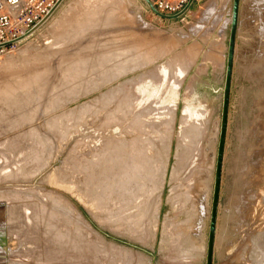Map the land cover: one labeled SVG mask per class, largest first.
Instances as JSON below:
<instances>
[{"label": "rangeland", "instance_id": "obj_1", "mask_svg": "<svg viewBox=\"0 0 264 264\" xmlns=\"http://www.w3.org/2000/svg\"><path fill=\"white\" fill-rule=\"evenodd\" d=\"M80 1L65 0L0 53L4 258L205 264L224 86L194 68L213 45L206 0L184 20L162 19L143 0H126L127 22L92 7L95 23L58 34ZM167 42V54L123 73L99 63ZM213 264H264V0L241 1Z\"/></svg>", "mask_w": 264, "mask_h": 264}, {"label": "water", "instance_id": "obj_2", "mask_svg": "<svg viewBox=\"0 0 264 264\" xmlns=\"http://www.w3.org/2000/svg\"><path fill=\"white\" fill-rule=\"evenodd\" d=\"M65 0H58L48 14L41 19L34 27H32L28 32L20 37L5 42L0 45L1 47H8L13 44L24 41L29 38L37 31H39L55 14L59 7L63 4ZM147 7L158 17L166 20H177L184 17L191 9L196 0H189L185 7L174 15H166L159 12L153 3L150 0H143ZM242 0H233L232 1V10H231V19H230V33L228 41V50H227V59H226V69H225V80L224 86L222 88V109H221V118H220V130L218 138V146L216 152L215 160V172H214V183H213V194L212 202L210 207L209 215V231L207 238V247H206V259L205 264H213L214 262V252L216 245V234H217V223L218 215L220 208V195H221V185H222V175L224 167V157L226 149V141L228 134V125H229V110H230V97H231V88L234 72V63L236 57V42L239 29V17H240V6Z\"/></svg>", "mask_w": 264, "mask_h": 264}, {"label": "bare ground", "instance_id": "obj_3", "mask_svg": "<svg viewBox=\"0 0 264 264\" xmlns=\"http://www.w3.org/2000/svg\"><path fill=\"white\" fill-rule=\"evenodd\" d=\"M125 6H126V0H81L77 4V7H75V10H74V11H76L75 15H74V13L69 12V13H67L64 16L62 21H60L61 23L59 24L58 28L56 29L57 33L60 34V31H67L69 28H72V27H77V26H81V25L83 26V25H85V23H89V22L95 23V21L97 19L95 20L93 18L91 19V17L90 18L87 17V11L89 10V8H92V7L98 13H100L101 10L105 9L106 7H108V9L106 10V20L109 23L111 21H113V20H116L117 23L120 22V21L121 22H127V21H122L123 20V17H122L123 14L122 13L126 9ZM92 13H94V12H92ZM168 43L169 42H167L165 45H163L161 47H158V48L148 47L147 49H144V48H139L137 46L134 49L132 48L133 50L131 48H127V49L125 48L124 50L117 51L114 54H109L107 56L105 55L104 57L101 56L100 59L98 58L99 59V63L108 64V63H111L114 60L116 62L115 64H113L112 66H105V67H107V71L106 72H109L110 74H115V75L119 74V73H123L126 70H128V68H130V66H133V65L136 66V65H140V64H148V63H151V62L155 61L159 56L164 55L169 50L170 47H169ZM194 50H196V52H197L198 49H197L196 46L194 47ZM5 64L6 63H4V65ZM7 64L11 65V63H7ZM83 67H85V66H83ZM102 74H103V77L107 76V74H104L103 72H102ZM43 78H44V76L39 77V79L36 81V83L37 84H41V86H42L43 85V83H42V79ZM28 93H29L28 89L20 90V92H18V93H16L15 91L9 92V94L11 95V99H16V100L18 98L17 95H25V94L27 95ZM18 99H20V98H18ZM29 100H27V101H29ZM219 130H220V128H219ZM169 150H170V141L168 142L167 153H169ZM139 167H141V166H139ZM141 168H139V169H141ZM137 169H138V167H137ZM131 173H132V171H131ZM139 174H138V176H139ZM136 178H137V176H136ZM128 181H129V178H128ZM131 183H132V181H131ZM128 186H129V188L131 187L130 185H128ZM140 187H142V186H140ZM131 191H132V189H131ZM209 215H210V213H209ZM205 250H206V248L204 246L201 247V251L205 252ZM205 254H206V252H205Z\"/></svg>", "mask_w": 264, "mask_h": 264}, {"label": "built area", "instance_id": "obj_4", "mask_svg": "<svg viewBox=\"0 0 264 264\" xmlns=\"http://www.w3.org/2000/svg\"><path fill=\"white\" fill-rule=\"evenodd\" d=\"M57 1L58 0H0V45L14 40L28 32L48 14ZM150 1L159 12L166 15H174L180 12L189 0ZM19 43L8 47H1L0 53ZM4 255H6V253L3 252L0 246V264H7L8 262L4 258Z\"/></svg>", "mask_w": 264, "mask_h": 264}, {"label": "crops", "instance_id": "obj_5", "mask_svg": "<svg viewBox=\"0 0 264 264\" xmlns=\"http://www.w3.org/2000/svg\"><path fill=\"white\" fill-rule=\"evenodd\" d=\"M199 1L201 0L195 1L190 11L184 17H182L181 20H184L183 18H186L191 13V10ZM232 1L233 0H206L208 17L212 23L211 28L213 45L208 48V52L210 53L208 58H201L196 60L194 66V68L196 69L199 68L201 70L212 71L217 76H223L224 80L230 33ZM196 47L199 52L198 46ZM199 75H201V77L204 76L203 73H200Z\"/></svg>", "mask_w": 264, "mask_h": 264}]
</instances>
